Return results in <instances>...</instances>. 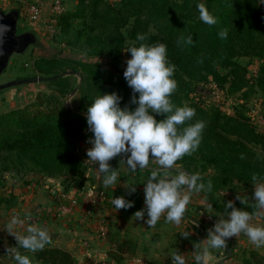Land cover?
<instances>
[{
	"label": "trees",
	"instance_id": "16d2710c",
	"mask_svg": "<svg viewBox=\"0 0 264 264\" xmlns=\"http://www.w3.org/2000/svg\"><path fill=\"white\" fill-rule=\"evenodd\" d=\"M200 2L218 18L215 25H207L199 19L196 5ZM79 17L84 20L75 25ZM58 25L61 35L73 31L88 47L94 43L100 47L109 46L108 52L114 56V61L128 39L134 40L132 45L141 43L137 40L138 34H145L147 43H166L168 58L175 65L174 78L178 82L171 99L177 106L187 104L195 108L196 116L186 124L195 120H203L206 124L197 151L185 155L177 163L189 172L206 173L208 168L213 169V173L204 177L205 181L212 180V191L233 179L252 182L253 175L258 179L264 177V131L254 119L244 117L242 111L224 112L220 105L211 102L212 89L200 85L211 80L209 83H214L217 90L228 94L225 91L227 83H230L231 91L250 84L251 88L260 91L264 100V5L259 0H79L74 12L65 11L59 17ZM222 29L228 30L226 39L218 35ZM188 36L192 37L191 44L177 43L181 37ZM240 56L259 59L252 83L240 74L245 70L235 59ZM58 60L43 63L46 68L41 65L38 70L51 75L40 76L48 78L41 81L61 82L65 85L64 92L70 86L67 77H63L67 72L55 74L53 68L68 60ZM70 61L74 65L76 62L84 71L80 85L83 91L81 110L66 108L55 94H43L41 105L32 111L17 109L0 115V156L3 151L10 155L16 153L18 157L28 156L40 167L37 172L43 176L58 166L73 170L81 181L65 184L64 191L73 184L82 188L90 180L85 177L88 164L79 158L76 147L81 139L93 136L88 130L86 115L94 99L102 93L117 92L123 98L122 107H136L131 103L133 91L123 75L126 67H118L114 61L110 66L82 58ZM260 109L264 117V107ZM165 115L157 114L156 118L160 120ZM129 200L140 202V196L132 193ZM210 201L214 207H219L213 193ZM252 205L246 210L252 212ZM236 206L242 208L243 203ZM108 228L107 238L113 246L102 264H120L126 254L136 253L137 245L123 238L112 225ZM173 246L179 251L175 242ZM36 258L41 264H101L93 258L79 262L71 251L59 246L37 251Z\"/></svg>",
	"mask_w": 264,
	"mask_h": 264
},
{
	"label": "clouds",
	"instance_id": "9594fccd",
	"mask_svg": "<svg viewBox=\"0 0 264 264\" xmlns=\"http://www.w3.org/2000/svg\"><path fill=\"white\" fill-rule=\"evenodd\" d=\"M199 19L207 25H215L217 17L205 3L196 5ZM7 26L0 25V34ZM221 39H226L228 30L222 29L218 33ZM138 45H131L126 50L131 58L126 61L124 77L133 91L129 106H121L122 97L117 92H108L98 95L88 107L86 121L93 136L90 138L92 147L87 150L89 161L98 164L97 170L103 174L102 184L105 188L116 184L118 180L117 169L112 168L109 161L126 154L123 160L131 172L146 168L150 159L157 162L160 167L152 169L144 184V204L134 213L137 219L154 227L161 216L166 222L180 225L187 206L191 202L193 192H211L213 182L205 181L199 172L183 170L177 161L185 155L197 151L204 128L205 121L195 120V108L185 104L177 106L171 97L178 82L174 78L175 65L168 58L167 44L147 43L145 34H138ZM192 37H181L178 44H191ZM138 94V95H137ZM157 114H166L165 118L157 120ZM244 156L241 154V159ZM174 173V174H173ZM254 186L253 211L246 207H235L234 201L224 203L223 214L215 213L213 205L208 204L204 209L208 214L217 215L220 219L207 230V236L200 242L203 247L197 250L195 244L196 264H207L210 249L226 247L229 238L238 237L243 233L257 248L264 247V224L252 223L253 216H264V177L253 175ZM135 183L128 184L129 193H135ZM244 205L247 199L237 196ZM112 205L117 209L134 207L135 201L124 196L114 197ZM31 220L30 213L23 216L13 215L5 228L15 237L18 247L30 253H36L51 242V234L42 225L29 223L26 233L17 231ZM181 235L188 238L191 231H184ZM172 264H186L185 257L179 252L171 256ZM16 264H32V258L27 254L16 252Z\"/></svg>",
	"mask_w": 264,
	"mask_h": 264
},
{
	"label": "rangeland",
	"instance_id": "374dc122",
	"mask_svg": "<svg viewBox=\"0 0 264 264\" xmlns=\"http://www.w3.org/2000/svg\"><path fill=\"white\" fill-rule=\"evenodd\" d=\"M34 1L37 0H0V7L2 9H18L21 11V20L19 24L21 30L34 28L35 30H37L39 35L38 45L31 47L28 52L15 55L12 58L9 68L1 78L0 82H7L15 79L28 78L33 76H51L40 72L38 68L41 67V65L42 67L46 68V66H44L45 64L43 63H52L48 62L50 60L59 61L58 59L64 58L68 61H66L62 66L53 68V72H55V74L67 72V74H65L63 77H67L66 79H68L67 82L70 86L64 92L63 89H65V85L61 82L53 83L50 81H35L24 83L15 87H10L9 89L5 90V92L0 96V115L7 114L12 110L17 109H29L30 111H32L36 109L38 105H41V99L44 98L43 94H55L59 96L66 108L81 110V98L83 96V91L80 85L82 82L81 75L84 71L80 65H78L76 62L74 65L70 60H79V58H82L86 61L99 63L100 65L105 66H110V64H113L114 61V56L112 54H109L108 52V49L110 48L109 46H107L108 48L100 47L94 43L93 45L88 47V45L84 44L83 40L77 39L73 31L67 32L66 34L62 35L60 33L51 35V32L45 29V23L48 19V13L46 12V14L43 15L41 21L31 22L30 20H28L26 6ZM39 1H42L43 3V0ZM62 1L66 9L65 11L74 12L79 4V0ZM259 1L262 5H264V0ZM83 20L84 18L79 17V20H75V25L81 24ZM133 42L134 40L131 39H128L126 41V44L120 50L117 61H114V65H117L118 67H126V61L131 58V53L126 49L131 46ZM85 48L88 49L85 50ZM235 59L240 62L242 67L245 69L241 70L240 74L243 73V75L246 77V79L249 80L250 83L254 82V78L256 76L255 68H257L260 63L259 59L252 56H240ZM209 82L212 81L209 80L206 83L201 82L200 85L205 87L206 89H212L213 92L210 98L211 102L217 103V105H220L221 109L224 112L229 114H234L236 111H242L244 117H251L259 126L257 119L259 118V116H262V114L260 113V108L264 107V100L262 94L256 89V87L255 89H253L249 84L241 90L231 91L230 83H227L225 85V91L227 90L228 92H226L228 94H226L225 92L217 90L214 83ZM191 95L195 94L192 93ZM88 130L90 131L89 128ZM84 140L87 141L90 140V138L88 137V139H81L79 144ZM79 144L76 147V153L79 158L84 161V159L88 158L87 152H85V150L83 149H81L82 152H78ZM90 147H92V144L88 146L87 149H89ZM258 151L261 152L260 150ZM123 156L124 157H121L120 160L126 158V154ZM178 165L181 169L184 170L181 164ZM39 168L40 167L33 161H31L28 156L18 157L16 153L14 155H10L9 153H7V151H3L0 156V199L1 197L12 199L14 195L19 194V191H23L21 188L23 187L22 185H26V183L33 184V186L34 184L37 185L36 180L39 182L45 177H53L63 185L68 184L73 180L77 181L79 179V181H81V179L76 176L73 170H63L58 166L53 171H51L52 174L48 172L45 176H43L39 174V172H37ZM206 171V173L200 174L205 177L209 175V173H213L214 170L208 168ZM95 175V172L90 170L88 165V168L85 171V177L90 180L86 181L85 185L96 182ZM132 183L133 180L131 179V176L129 174L124 176L118 175L116 184L105 189H116L115 191L117 192H115V197H119L121 189H124L122 195L126 199H129L130 193L127 185ZM70 187L79 188V186H77L76 184H73ZM136 188L138 189H136V191H142L141 185L140 188H138V185L136 186ZM63 192L64 191L55 192L54 199H56V197L60 195V193L63 194ZM135 193L140 196V202L135 201L134 207L129 208L128 211L131 213H134L139 208H142V204L144 201L143 194L138 192ZM212 193L214 194V198L217 199V201L220 203L219 207L213 206V211L219 214H223L224 208L221 207H224V203H226L227 201H234L235 206L238 205V203H242L241 200L237 199L238 195H241L242 198L247 199V205L243 204L242 208L246 207V209H249L254 202V186L252 182H241L236 179H233L224 187L216 191L193 192L191 196V202L187 206V211L179 227L180 232L174 237V242L177 245V249H179V252L185 257L186 264H194V257L196 254L195 244L197 245L198 250L200 248L199 242L201 240V236L203 237L207 230L220 219L219 216L214 214L210 215L204 210L208 204H212V202L210 201V196ZM236 207L241 208L240 206ZM122 211L125 210L119 209L117 212ZM251 222L264 224V216H253ZM100 224L105 226L108 230L109 225H112L108 224L105 221H100L98 222V229ZM112 228L115 229L113 225ZM184 231H191V235L188 238L183 237L181 233ZM240 235L241 236L238 237H232L231 241L228 243L230 246H233L235 247V249H237L236 253L239 255V260L243 261L246 264H264V247L257 249L243 233H241ZM130 240L133 241L132 239ZM109 249L106 250V253H108ZM175 252L177 251L175 250ZM135 256H137V254H126L124 256V260L121 261L120 264H127L128 261H130ZM171 256L172 254L151 255L147 263L145 264H172ZM106 258L107 254L104 255L103 258H94V260L102 264V262L105 261ZM109 264L115 263L110 262Z\"/></svg>",
	"mask_w": 264,
	"mask_h": 264
},
{
	"label": "crops",
	"instance_id": "0c3cea01",
	"mask_svg": "<svg viewBox=\"0 0 264 264\" xmlns=\"http://www.w3.org/2000/svg\"><path fill=\"white\" fill-rule=\"evenodd\" d=\"M51 1L43 0V15L48 13ZM89 141L84 140L80 143L78 152H82L81 149L87 152L88 146L91 145ZM123 155L125 154L122 153L112 158L109 161L110 165L112 168L117 169L120 176L129 174L133 183L136 184L135 187L137 185L138 188H140V185L142 187V191L136 192L144 196L143 183L147 180L149 170L160 166L150 159V163L146 168L131 172L123 161L126 158L120 160L121 157H124ZM84 161L89 165V169L95 172L96 182L87 184L82 188L70 187L64 191L62 183L53 177H45L39 182L36 180L37 185L34 184L33 186L29 183L22 185L23 191H19V194L14 195L12 199L1 197L0 264H16L14 260L16 252L29 255L32 258V264H41L37 261L36 253H30L26 249L18 247L15 237L9 234L5 228L13 215L23 216L25 213H30L32 216L40 214L37 225L45 227L52 237L51 242L45 247H63L71 251L79 262L88 257L93 259L103 258L107 254L106 250L113 246L109 238L103 239L99 236L98 222L100 221L112 224L123 237L130 238L136 243L135 254L137 256L133 257L127 264H145L151 255L173 254L175 252L174 237L180 232V225L166 222L162 215L158 223L154 227H150L145 223L147 219L146 212L145 220L137 219L134 216L137 210L134 213L126 209L117 212V209L111 203V200L115 197V192H117L116 189H105L102 184L103 174L99 173L96 168L98 164L95 165V162L89 161L88 158ZM123 190L121 189L119 196H123ZM62 191H64V201L70 206L69 211L64 215L65 217L57 215L53 208L55 192ZM75 200L77 204L71 206V203ZM142 208H145L144 201ZM29 223V221H26L23 226H18L17 231L26 233ZM206 236L207 232L203 237L201 236L200 242ZM230 241L231 238H229L224 248L210 249L207 264H246L239 260V255L236 253L237 249L228 244ZM200 242L199 247L201 248L203 246L200 245Z\"/></svg>",
	"mask_w": 264,
	"mask_h": 264
},
{
	"label": "water",
	"instance_id": "95a60500",
	"mask_svg": "<svg viewBox=\"0 0 264 264\" xmlns=\"http://www.w3.org/2000/svg\"><path fill=\"white\" fill-rule=\"evenodd\" d=\"M20 20V10H4L0 7V25L7 26L6 30L0 34V80L8 70L11 60L15 55L24 54L28 52L31 47L39 43L37 30L34 28L21 30L19 27ZM60 75H64V73ZM46 79L48 78L36 77L0 82V96L11 86Z\"/></svg>",
	"mask_w": 264,
	"mask_h": 264
},
{
	"label": "built area",
	"instance_id": "2783aa9c",
	"mask_svg": "<svg viewBox=\"0 0 264 264\" xmlns=\"http://www.w3.org/2000/svg\"><path fill=\"white\" fill-rule=\"evenodd\" d=\"M26 9L28 13L27 18L31 22L41 21V19L43 18L42 1L37 0V1L31 2L30 4L26 6ZM65 10L66 9L64 7L62 0H52L51 1L50 6H49V11H48V19L46 20V23H45V29L49 30L51 32V35L52 34L56 35L60 33L58 19L65 12ZM257 122L259 123L260 128L263 130L264 129V117L259 116V118L257 119ZM76 202H77L76 200L73 201L71 203V206L77 204ZM53 208L55 212L57 213V215L59 216H64L69 211L70 206L64 201V195L62 193H60V195H58L56 199H54ZM39 217H40L39 213L34 216L31 215V220L29 222L37 224ZM98 233L100 237L106 238L108 229L102 224H100Z\"/></svg>",
	"mask_w": 264,
	"mask_h": 264
}]
</instances>
